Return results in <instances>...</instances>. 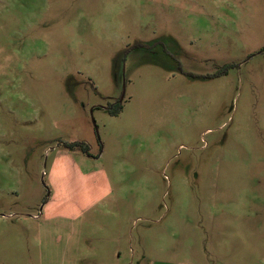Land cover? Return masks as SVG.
Masks as SVG:
<instances>
[{
  "label": "rangeland",
  "instance_id": "1",
  "mask_svg": "<svg viewBox=\"0 0 264 264\" xmlns=\"http://www.w3.org/2000/svg\"><path fill=\"white\" fill-rule=\"evenodd\" d=\"M0 264H264V0H0Z\"/></svg>",
  "mask_w": 264,
  "mask_h": 264
},
{
  "label": "trees",
  "instance_id": "2",
  "mask_svg": "<svg viewBox=\"0 0 264 264\" xmlns=\"http://www.w3.org/2000/svg\"><path fill=\"white\" fill-rule=\"evenodd\" d=\"M116 105V106H115ZM113 107V109L110 111L111 114L116 115L120 112L121 110V104L120 103H116ZM63 147L73 150L75 148L80 149L81 151L85 152L86 154H88V145L84 142H70V143H62Z\"/></svg>",
  "mask_w": 264,
  "mask_h": 264
}]
</instances>
